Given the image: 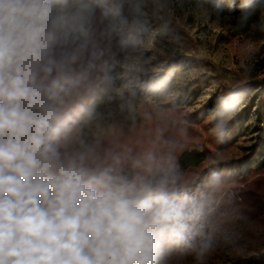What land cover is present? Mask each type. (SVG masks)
I'll list each match as a JSON object with an SVG mask.
<instances>
[{
    "label": "clouds",
    "instance_id": "9594fccd",
    "mask_svg": "<svg viewBox=\"0 0 264 264\" xmlns=\"http://www.w3.org/2000/svg\"><path fill=\"white\" fill-rule=\"evenodd\" d=\"M185 3L0 0V264H204L214 250L235 217L222 173L193 176L164 135L185 117L157 108L154 132L132 139L111 107L167 90L144 34ZM240 9L243 26L264 0ZM242 94L213 115L218 138Z\"/></svg>",
    "mask_w": 264,
    "mask_h": 264
},
{
    "label": "rangeland",
    "instance_id": "374dc122",
    "mask_svg": "<svg viewBox=\"0 0 264 264\" xmlns=\"http://www.w3.org/2000/svg\"><path fill=\"white\" fill-rule=\"evenodd\" d=\"M216 4L217 0H186L184 8L177 11L171 23H153L144 34L146 48L143 56L149 60L148 66L163 69L167 90L142 92L131 110L125 108L121 111L119 102H114L111 107L115 111V119L123 125L130 138L147 137L149 134L145 126L156 121V109L165 104H176L174 108L178 112L169 111L173 114H196L202 113L215 98H219L217 110L224 101L222 84L236 88L248 80L250 70H254L250 68L254 61L264 57V41L230 35L229 21L218 14ZM240 4L241 0H222V7L240 8ZM259 53L260 56L256 55ZM133 76H139L141 81L145 79L137 73L129 74L127 78ZM256 93L252 92L243 101L240 100L228 121L232 132L238 135L236 147L221 153L213 149L217 155L214 161L239 157L243 147L251 145L260 133L256 108L251 105ZM143 108L153 116V120L146 121L145 126L141 124ZM246 112H249L250 119L238 130L231 123ZM150 130L154 132L153 127ZM231 187L226 185L227 192L236 194ZM231 222L225 232L230 231L233 235L222 236V247L214 248L204 264H248L245 261L248 256L246 246L250 241L259 239L264 231V221H251L244 230H239L233 224L231 226ZM190 262L187 259L183 264Z\"/></svg>",
    "mask_w": 264,
    "mask_h": 264
},
{
    "label": "trees",
    "instance_id": "16d2710c",
    "mask_svg": "<svg viewBox=\"0 0 264 264\" xmlns=\"http://www.w3.org/2000/svg\"><path fill=\"white\" fill-rule=\"evenodd\" d=\"M232 1V0H231ZM234 2L238 0H233ZM240 8L220 7L218 14L229 21L232 36H240L248 38L251 41H264V31H261L257 26V21L264 18V11L257 14L253 20L246 25L241 26L239 23ZM170 22V20L168 21ZM171 23V22H170ZM175 23V22H174ZM177 26V24H175ZM224 37V36H223ZM226 39V38H225ZM260 56L259 54H256ZM255 63L250 66L253 71L249 73L248 80L239 84L236 88L222 84V93L224 99L229 95L230 90L241 89L243 101L252 92H257L252 106L256 108L257 117L256 123L260 129V133L254 139L251 145H246L243 148V153L239 157H232L230 159L215 160L217 155L213 149L225 152L233 147H236L238 142V135L233 133L231 126H228L227 135L222 139L215 136L212 132L213 115L216 112V106L219 98H215L211 102V106H207L202 113L189 114L181 113L187 120V124H173L169 122L166 125L164 135L179 141V156L180 162L193 176L198 175L202 170L212 165L217 171H220L226 181V185H230L232 191L236 194L228 193L226 199L229 201L228 207L232 210L235 217L231 222L239 228L244 230L251 221L260 219L261 223L264 221V57L258 58ZM240 101V102H241ZM176 104H165L161 108L171 112H178L174 108ZM146 113H151L143 108V126H145ZM250 119L249 112L243 116L235 119L231 124L240 130ZM238 121V126H237ZM159 122H149L145 128L148 134L151 133V127H157ZM164 126V125H161ZM186 129V132H181V129ZM211 159V160H208ZM211 161V162H208ZM233 235L232 232H224L223 237ZM222 236L219 238L215 248H220L222 244ZM248 256L245 261L248 264L264 263V231L256 241L248 243ZM193 264V258L188 257Z\"/></svg>",
    "mask_w": 264,
    "mask_h": 264
}]
</instances>
